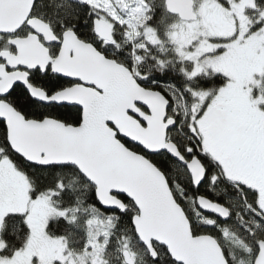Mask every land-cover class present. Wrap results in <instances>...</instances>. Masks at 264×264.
<instances>
[{
	"label": "snow or ice",
	"instance_id": "snow-or-ice-1",
	"mask_svg": "<svg viewBox=\"0 0 264 264\" xmlns=\"http://www.w3.org/2000/svg\"><path fill=\"white\" fill-rule=\"evenodd\" d=\"M219 2L225 8H231L229 0H219ZM38 5L39 0H31L27 14L15 29L0 30V38H4L14 36L26 29L25 35L32 34L41 46L48 50L47 55L50 57L46 63L12 64L8 63L7 57L0 56V65L4 72L13 73L22 69L26 73L23 78L17 76L10 82L0 75V196L4 194L3 189L7 184L15 182L19 185V199L24 203L22 211L0 212V241L4 244V247L0 248V257L7 255L12 264H16L15 257L22 255L19 250L9 251L13 247L9 244L10 222L20 221L26 232L34 234L37 230V224L34 221L38 220L43 224L47 219L46 213L55 210L58 212L59 219L69 226L76 224L81 212L87 213L90 219L86 221L87 239L82 253L74 258L73 253L66 246L67 237L56 238L53 243L58 245V254L53 256L50 264H106L103 255L121 219H125L132 225L138 242L143 245L152 264H160L159 248H163L168 253L170 264H236V256L231 249L225 248L217 236L212 234L226 236L228 225L233 217V213L222 200L215 201L216 209H209L199 203L205 197L194 196L197 211L201 214L197 223H194L190 215L177 205L186 226V230L178 231L177 238L197 257L189 260L183 252L176 251L158 236L152 235L145 238L139 220L150 215L148 200L142 199L135 191L121 188L108 189L110 196L119 198L118 203H109L103 197V177L94 173L91 167L92 162L81 150L77 140V137L86 130L85 104L76 100L55 98L57 93L65 92L63 86L65 84L87 85L90 82L53 67L54 62L61 55L66 38L80 41L83 35L81 29L90 30L92 40L84 43H90L98 55L105 60L111 58L119 63L117 58L125 56L121 44L127 46V56L132 58V63L127 66L129 73L132 72L135 64L143 63L150 58L155 72L160 75L154 74L153 66H149L147 73L138 70L133 80L136 81L137 87L143 88L146 92L155 93L159 97L163 105L161 123L165 133L175 128L179 122L177 115L170 117L169 113H175L177 102L184 100L186 118L190 121L188 131L192 134L195 144L178 147L177 152L182 155L176 158L186 167L189 161L200 162V167L203 169L201 175L193 176L189 168L192 188L197 190L207 183L221 182V177L208 166L209 154L204 150V137L201 135L197 138L198 125L205 115V105H201L200 111L195 114H192L188 107L189 100L197 101L205 95V92L200 91L199 86L180 87L173 82L175 77L166 80L169 68L175 69V63L164 58L168 51L166 45L172 46V51L178 57L176 63L192 65L191 70L186 71L183 68L180 70L184 79L199 82L205 89L209 81L202 79L203 77L210 74L217 77L223 75L227 80L229 72L227 69H216L210 72L211 65L203 57L209 55L227 57L229 49L224 44H219L211 52H201L197 49L196 42L203 38V24L200 31L189 29L187 18L178 0H163V11L158 14L150 0H72L64 6V18L55 26L44 21L42 14H36ZM165 15H176L180 18V22L166 25ZM34 19L44 24L51 33L52 39H48L45 32L40 31L32 23ZM72 19H83L84 22L77 26L71 22ZM101 23L108 26L107 36L98 30ZM261 23L264 24V20ZM186 31L189 34L181 38ZM235 36L234 33L232 37L207 36L206 38L209 42H215L229 41L235 39ZM6 46L13 53H16L19 47L16 43H6ZM74 51L70 48L69 56H72ZM153 84L157 85L160 91L152 88ZM37 85L44 86L39 89L38 94L33 91ZM137 103L145 113L152 115L151 103L145 101ZM9 112L15 114L16 123L19 125L15 136H13V120L8 115ZM130 114L136 116V113L131 110ZM136 118L142 127H148L151 124L146 117L137 116ZM117 137L124 141V144L134 143L148 156L160 157V166L164 169L168 167L164 157L172 159L176 156L167 146L150 147L140 140H133L119 132ZM119 147L123 148V145ZM124 151L131 152V149H124ZM132 155L137 160L147 161V158L140 156L139 153H132ZM147 163L151 164V161ZM213 163L220 167L222 172L224 171L226 164L223 160L215 159ZM27 168L40 169L44 175L54 173L51 185H40L38 180L32 179L25 171ZM63 169H74L88 181L85 187L91 186L93 189L91 203L83 199L82 195H76L73 203L62 208L55 203L65 193L76 191L71 182L65 183L60 178V170ZM224 179L228 180V177L225 176ZM236 187L238 191L244 193L242 199L246 202L245 207L251 217L245 220L237 214L236 219L240 221L241 228L248 236L253 237L252 243L236 237L237 243L242 245V251L251 258L252 264H264V239L256 238L257 231H264V187L257 188L255 184L247 181H236ZM249 197L250 203H248ZM172 199L175 200V197ZM201 226L208 231L201 232ZM44 232H47V226L44 227ZM120 251L124 257L123 264H135V253L127 244L122 245Z\"/></svg>",
	"mask_w": 264,
	"mask_h": 264
},
{
	"label": "water",
	"instance_id": "water-1",
	"mask_svg": "<svg viewBox=\"0 0 264 264\" xmlns=\"http://www.w3.org/2000/svg\"><path fill=\"white\" fill-rule=\"evenodd\" d=\"M178 2L187 22L195 21L197 17L194 12V1L178 0ZM30 4L31 0L27 2L25 0H0V30L15 29L23 21ZM176 17L180 20L178 16ZM32 23L40 31H44L48 39H52L51 33L44 24L35 19ZM98 30L108 35L107 25L101 23ZM84 42L82 39L77 41L74 38H66L61 55L54 62L53 67L70 75L79 76L90 83L67 87L64 93H57L55 98L76 100L85 104L86 130L77 137V140L81 150L92 162L91 167L94 173L103 177V197L109 203H118L119 198L110 196L109 188L137 192L142 199L148 200L150 206V215L139 220L145 238L152 235L158 236L176 251L183 252L187 259H196V255L177 238L178 231L186 230V226L177 208V205L179 208L181 206L172 199L173 194L168 183H165L164 175L152 162L147 163L149 159L147 161L137 160L132 155L135 152L124 151L128 148L118 139L117 133H124L133 140H140L150 147L167 146L170 152L176 154L172 159L185 167L188 174L191 168L193 176L203 173L200 162L189 161L186 167L176 158L182 154L178 153L176 145L167 139L168 132L165 133L161 123L163 105L159 97L155 93H149L137 87L132 73L128 72L126 66L116 63L111 58L105 60L98 55L90 43ZM10 43H16L19 47L16 53L8 50L0 51V56L7 57L8 63H46L50 58L47 55L48 50L42 47L32 34L10 36ZM70 48L75 50L72 56H69ZM0 75L10 82L17 76L23 78L26 73L22 69L6 73L0 65ZM39 89L38 87L33 89L34 93L38 94ZM138 101L151 103L153 105L152 115L149 116L139 108ZM130 110L135 112L136 116L131 115ZM8 115L13 120V136H15L19 125L16 123L14 113L9 112ZM137 116L146 117L151 124L148 127H142ZM119 145H123V148ZM190 179L192 183V176ZM199 197L204 196H197ZM199 203L209 209L217 207L215 202L206 197Z\"/></svg>",
	"mask_w": 264,
	"mask_h": 264
},
{
	"label": "trees",
	"instance_id": "trees-1",
	"mask_svg": "<svg viewBox=\"0 0 264 264\" xmlns=\"http://www.w3.org/2000/svg\"><path fill=\"white\" fill-rule=\"evenodd\" d=\"M194 1V0H193ZM72 0H39V5L35 10L36 14H42L43 20L46 22L52 23L55 26L62 18H64L65 13V5L71 3ZM150 3L154 6L157 11V14L163 11V0H150ZM257 5H260L259 7ZM264 9V4H262V0H254L253 6L246 7L244 10V16L247 20V24L249 26V32H254L260 29L262 26L261 21L263 20L262 12ZM159 19V16L157 17ZM177 18L172 15H165L164 21L166 25H171ZM75 25H79L83 23V19H72L71 21ZM26 29L20 32V36H26ZM82 40L90 42L92 40L91 32L89 29H81ZM5 37L0 40V50H5L6 41ZM8 44V43H7ZM51 47V46H50ZM122 50L125 51V56L118 57L119 63L128 66L132 63V58L127 56V46L121 44ZM168 49L164 58L166 60L172 61L175 63V69L173 70L171 67L169 68L168 75L166 80H170L172 77H175L174 83L178 84L180 87L185 85L190 86H199L200 91L206 90H216L220 86L224 85L226 80L223 75L217 77L215 75H209L207 77H203L202 79H206L209 81L207 84V88L205 89L202 84L199 82H191L184 79V77L180 74V70L183 68L184 70H190L191 65L188 63H176L178 57L172 51L171 45H166ZM155 55H159V53H154ZM149 66H153V73L156 75H160L155 72V68L153 65V61L149 58L145 60L143 63L135 64L134 71L135 74L137 71H143L145 73L148 72ZM64 88L70 87L69 85H63ZM264 86V84H263ZM36 87L42 88L43 85H37ZM152 88L160 91V88L153 84ZM23 99V98H21ZM194 101H188V107L191 109L192 114H194ZM184 100H180L176 104L175 113H169L170 115H177L178 123L175 128L167 133V139L173 142L176 147H187L191 144H195L192 139V134L188 131L189 129V120L186 118V110L184 108ZM183 106V107H182ZM123 144L124 141L120 140ZM128 149L135 153H139L147 157L149 161H151L158 169L163 173L165 179H167L168 186L175 197V201L181 206L182 209L186 213H188L194 223L198 222V217L201 214L197 211L196 203L193 200V197H197L199 195L206 197L207 199L215 202L217 200H222L224 205L228 207L233 213L232 220L228 225V230L233 234L235 233L236 237L241 239H246L249 243H252L253 237L248 236V234L241 228L240 221L236 219L237 214L242 216L245 220L251 219L248 214L245 201L242 199L244 193L242 191H238L236 187V182H230L224 179V175L215 163H213V158L209 155L208 166L212 167L213 172L221 177V182L219 183H207L203 188L194 190L192 188V183L188 172L185 167L180 165L173 159H168L167 156L164 159L167 160L168 167L164 169L160 166V157L148 156L146 152H143L141 149L137 148L133 144H124ZM182 154V153H181ZM25 171L28 172L29 176L32 179L38 180L40 185H51L54 173H48L47 175L43 174V171L40 169H32L27 168ZM60 178H62L65 183L71 182L73 187L76 189L75 192L65 193L63 196L59 197L55 203L59 207L67 206L68 204L73 203L76 195H82V198L87 200L88 203H91V193L93 191L92 187H85L88 184V181L81 177L74 169H63L60 170ZM251 202V198L249 197L248 203ZM99 207V205H97ZM114 215H119V213H114ZM90 219L87 213L81 212L79 215V219L77 220L75 225L69 226L64 224L59 216H53L47 223V234L51 237H67V248L71 250L73 254L80 253L84 249V244L87 239V225L86 221ZM11 226L9 228V235L11 239L9 240V244L13 247L9 249V251L21 250L30 235L29 232H26L23 228V225L20 221H12L10 222ZM201 232H207L208 229L201 226ZM217 236V239L220 240L217 233H212ZM256 238L264 239V231H257ZM237 241V239H236ZM2 248L4 247L3 241ZM221 243V241H220ZM127 244L128 247L135 253V264H152V261L147 256L144 251L143 245H141L135 235V231L132 228V225L127 223L125 219H121V222L117 226V228L113 231V234L110 237V242L106 251L104 252L103 259L106 261V264H123V259L121 257L120 249L122 245ZM222 244V243H221ZM223 245V244H222ZM225 248L231 249L233 254L236 256V264L244 263L247 254L242 251V248H232L229 246L223 245ZM160 252V264H170V257L163 248L158 249ZM3 257H8L7 255Z\"/></svg>",
	"mask_w": 264,
	"mask_h": 264
},
{
	"label": "rangeland",
	"instance_id": "rangeland-1",
	"mask_svg": "<svg viewBox=\"0 0 264 264\" xmlns=\"http://www.w3.org/2000/svg\"><path fill=\"white\" fill-rule=\"evenodd\" d=\"M253 3L254 0H229L231 8H225L219 0H194V12L197 19L187 22L188 28L196 31H200L201 24H203V38L195 44V47L201 52H211L219 44H224L229 49L227 57L217 55L203 57L211 65L210 72L216 69H227L229 78L224 85L216 90L203 91L205 95L193 103L194 114L200 111L201 105H205V115L198 125L197 138L201 135L204 137V150L211 157L221 155L220 146L210 137L213 134L209 129L210 123L218 121L222 126L224 124L230 132L226 135L222 129L220 130L221 134L228 139L225 140L228 146H224L227 151L221 150L222 155L228 150L236 153L239 141L241 140L242 144H248L252 137L261 160L264 161V24L259 30L249 32L250 25L247 24L244 16L246 7L253 6ZM262 16L264 20V9ZM179 22L180 20L177 19L171 25ZM234 33L236 34L235 39L229 41L209 42L206 38L207 36L232 37ZM188 34L186 31L181 38ZM16 35L20 36V32ZM8 38L10 37H5L6 42H9ZM5 48V50L11 51L8 47ZM131 73L134 76V67ZM211 106L219 111H209ZM222 114L226 117H222ZM229 114L235 116L231 117ZM223 119H225L224 123L221 121ZM188 125H190V121ZM245 132L249 134L245 135ZM250 134H252L251 137ZM222 173L224 176H228L224 172ZM228 173V181L236 182L230 178V176L232 177L230 170ZM18 192V183H9L4 187V194L0 196V212L23 210L24 203L19 199ZM46 215L47 219L43 224L38 220L34 221L37 224V230L34 234L30 233L25 246L20 250L22 255L15 257L16 264H50L53 256L58 254V245L53 243L57 237L49 236L47 232H44V227L47 226L51 217L59 215L55 210L46 213ZM218 236L223 245L242 248V245L237 243L228 229L226 236ZM0 248H2L1 242ZM81 253H75L73 257L75 258ZM121 257L123 259L122 255ZM0 264H12V262L8 257H0ZM239 264H252L251 258L247 256L245 262Z\"/></svg>",
	"mask_w": 264,
	"mask_h": 264
},
{
	"label": "flooded vegetation",
	"instance_id": "flooded-vegetation-1",
	"mask_svg": "<svg viewBox=\"0 0 264 264\" xmlns=\"http://www.w3.org/2000/svg\"><path fill=\"white\" fill-rule=\"evenodd\" d=\"M208 110L219 111L214 106L213 108L212 106L209 107ZM229 115L231 117L235 116L232 114ZM222 117L225 118L226 116L225 115L223 116L222 114ZM231 117L228 118L231 119ZM221 121L222 123H224L225 119ZM227 122L233 125L231 122L229 121ZM209 129L213 134L210 137H212L215 140V142L220 146V153H221V155H218L219 157L212 156V158L214 160L220 159L225 162L226 167H224V171H223L225 175L227 174L229 176L228 170H230L232 173V177L230 176V178L232 180L247 181L255 184L257 188L264 187V161L261 160L262 158L257 151V146H255L254 140L251 137L252 134H250L251 140L248 144H242L241 140L239 141L238 146L236 147V153H232L228 150V152H225V154L222 155L221 150L227 151V149H224V146H228L227 143L225 142V140L228 139L221 134L220 130L222 129V131L226 135H228L230 132L225 128L224 124L222 126L218 121L210 123ZM247 134L249 133L245 132V135ZM222 137L224 139L223 142H222Z\"/></svg>",
	"mask_w": 264,
	"mask_h": 264
},
{
	"label": "bare ground",
	"instance_id": "bare-ground-1",
	"mask_svg": "<svg viewBox=\"0 0 264 264\" xmlns=\"http://www.w3.org/2000/svg\"><path fill=\"white\" fill-rule=\"evenodd\" d=\"M169 140V139H168Z\"/></svg>",
	"mask_w": 264,
	"mask_h": 264
}]
</instances>
